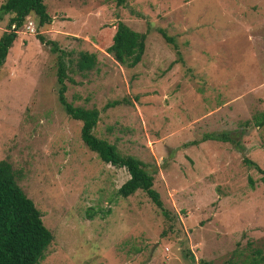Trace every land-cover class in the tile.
<instances>
[{
  "label": "rangeland",
  "instance_id": "obj_1",
  "mask_svg": "<svg viewBox=\"0 0 264 264\" xmlns=\"http://www.w3.org/2000/svg\"><path fill=\"white\" fill-rule=\"evenodd\" d=\"M116 1L43 0L51 21L27 15L0 66V159L52 233L40 263L250 264L257 247L264 257V186L242 162L264 167V0ZM119 20L146 34L133 67L106 51ZM36 33L69 68L95 54L91 70H67L65 97L96 108L93 133L144 163L168 217L140 190L117 194L126 170L80 139L57 101L58 52ZM221 133L230 141L210 139Z\"/></svg>",
  "mask_w": 264,
  "mask_h": 264
},
{
  "label": "trees",
  "instance_id": "obj_2",
  "mask_svg": "<svg viewBox=\"0 0 264 264\" xmlns=\"http://www.w3.org/2000/svg\"><path fill=\"white\" fill-rule=\"evenodd\" d=\"M116 2L122 4L124 0ZM30 13L37 16V27L51 21L43 0H4L0 3V15H9L7 29L0 35V66L12 46L16 30L21 27L25 17ZM158 31L165 41L175 47L171 36L162 29H158ZM35 37L40 43L48 45L50 51L58 52L56 55L57 101L69 118L80 122L79 136L84 145L94 152L102 162L126 170L128 177L117 188V194L127 197L140 190L164 217H168L169 212L164 208L159 193L153 188V175L145 168L144 163L134 155L120 153L113 143L97 137L93 133L98 120L96 108L74 105L65 97L67 70L75 69L77 72L91 70L96 62L95 54L80 51L74 67L69 68L68 63L64 60V56L67 54L57 46L55 41L40 33H36ZM145 37L144 32L136 31L119 20L115 25L111 43L106 51L120 64L133 67L142 58ZM255 124H264L263 114L255 118ZM210 139L230 141L227 133H221L219 136L210 137ZM242 162L246 166H252L261 174L260 181L264 186V167H260L246 156H242ZM248 183L250 186L252 185L250 178ZM51 240V231L42 222L40 211L33 201L17 185L10 163L0 159V264H41L40 261ZM253 252L255 256L250 257L249 263L264 264L261 248L257 247L253 249ZM187 253L189 254V251ZM188 257L194 261L193 255L189 254ZM227 263L234 264L230 260ZM200 264L211 263L201 260Z\"/></svg>",
  "mask_w": 264,
  "mask_h": 264
},
{
  "label": "built area",
  "instance_id": "obj_3",
  "mask_svg": "<svg viewBox=\"0 0 264 264\" xmlns=\"http://www.w3.org/2000/svg\"><path fill=\"white\" fill-rule=\"evenodd\" d=\"M26 28H28L29 31H33V30H34V27L32 26V23H31V22H28V23L26 24Z\"/></svg>",
  "mask_w": 264,
  "mask_h": 264
}]
</instances>
